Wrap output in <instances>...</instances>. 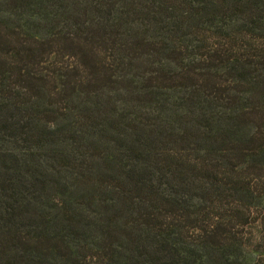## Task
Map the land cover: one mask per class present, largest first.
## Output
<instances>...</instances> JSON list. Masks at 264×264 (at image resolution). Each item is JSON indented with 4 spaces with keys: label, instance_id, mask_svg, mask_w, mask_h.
I'll list each match as a JSON object with an SVG mask.
<instances>
[{
    "label": "trees",
    "instance_id": "1",
    "mask_svg": "<svg viewBox=\"0 0 264 264\" xmlns=\"http://www.w3.org/2000/svg\"><path fill=\"white\" fill-rule=\"evenodd\" d=\"M0 264H264V0H0Z\"/></svg>",
    "mask_w": 264,
    "mask_h": 264
},
{
    "label": "rangeland",
    "instance_id": "2",
    "mask_svg": "<svg viewBox=\"0 0 264 264\" xmlns=\"http://www.w3.org/2000/svg\"><path fill=\"white\" fill-rule=\"evenodd\" d=\"M252 229H253V231H254L255 233L259 232V231H260L259 223H253L252 226H250V227L248 228V230H252Z\"/></svg>",
    "mask_w": 264,
    "mask_h": 264
}]
</instances>
